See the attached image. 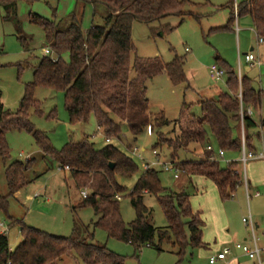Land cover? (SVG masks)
Listing matches in <instances>:
<instances>
[{"label": "trees", "instance_id": "16d2710c", "mask_svg": "<svg viewBox=\"0 0 264 264\" xmlns=\"http://www.w3.org/2000/svg\"><path fill=\"white\" fill-rule=\"evenodd\" d=\"M18 0H0L2 19L15 16ZM91 5L92 23L87 32L81 29V20L70 14V24L64 28L59 24L38 16L31 22L39 26L54 58L42 57L34 66L32 81L23 89L22 98L15 111L4 109L0 95V158L8 157L6 135L10 131H24L31 134L41 153L51 158L59 169L66 170L77 191L86 190L81 207H89L96 217L90 225L107 235L132 246L134 252L143 247H157L164 238L176 248V255L182 258L186 248H203L201 241L205 224L201 214L191 209L188 196L183 192H168L161 187L157 170L143 171L133 188L127 194L135 212V219L125 225L122 221L119 203L126 189L118 183V178L130 179L138 172L134 161L110 144L118 139L122 125L132 137H137L146 129L156 134L153 148L166 146L172 160L181 154H189V147L196 145L204 150V158L196 162L179 161V170L188 178L209 181L216 188L221 200H226L241 185L236 172V164L220 166V162L210 160L215 150L225 154L241 151L240 132L243 129L244 148L254 152V141L264 133V120L257 124L247 110L257 111L264 100V91H256L251 80L238 77L225 63H221L226 77L228 93H219L215 98L200 101L201 116L190 113L191 106H182L181 118L177 120L174 137L166 138L161 129L168 125L162 112L151 115L146 97V82L160 75H166L173 86L186 83L184 59L176 58L164 63L159 57L138 58L131 39L133 23L144 25L160 23L174 17L183 21L193 14L186 10L194 7L189 0H75ZM103 8L102 23L94 24L97 8ZM224 8L229 10L225 29L234 23L233 0H228ZM237 19L249 17L255 34L263 40L264 47V0H246L236 5ZM164 28V27H163ZM169 30V28L167 27ZM21 41L24 39L20 38ZM67 54L68 61L61 56ZM134 59L131 63V56ZM219 61V58L216 59ZM133 71L134 77H130ZM38 88L61 92L64 108L71 126L86 124L94 119L103 131L106 143L101 148L84 139L77 143H67L56 151L46 136L33 129L28 114L40 116V103L33 96ZM240 94L241 99L238 98ZM210 147L211 150H206ZM113 165V168L109 167ZM32 162H15L5 170L8 194L0 196V211L7 207V200L27 185L25 173ZM145 195L154 196L167 221L163 229L151 225L147 218L148 209L143 200ZM120 197L117 200L116 197ZM11 223H18L9 218ZM19 224L21 242L11 250L7 237L0 234V264H58L62 258L71 256L76 264H123V260L105 246L94 242L90 226L78 229L73 226L67 238L49 235L43 231Z\"/></svg>", "mask_w": 264, "mask_h": 264}, {"label": "rangeland", "instance_id": "374dc122", "mask_svg": "<svg viewBox=\"0 0 264 264\" xmlns=\"http://www.w3.org/2000/svg\"><path fill=\"white\" fill-rule=\"evenodd\" d=\"M244 1L246 0H233V10L234 5ZM189 2L195 6L186 10L193 15L187 16L183 21L170 17L150 25L135 22L131 29V39L138 58L159 57L164 63H170L176 58L185 61L186 83L173 86L166 75H160L145 84L150 114L153 116L162 112L168 122V125L161 129L166 138L174 137V123L181 118L183 105L191 106L190 113L198 118L201 116L197 105L200 101L212 99L218 93L229 92L225 76L210 78L211 70L220 69L221 63H225L238 76L240 56L241 77L251 80L256 91H264V51L258 47L249 17L236 19L233 15L234 23L229 30L225 27L230 13L224 8L228 0ZM71 13L81 20V29L87 32L92 23L93 8L75 0H18L15 16L8 19H2L4 13L0 10V95L4 109L9 111L17 109L24 86L32 81V71L38 61L42 57L54 58L42 29L33 24L30 18L38 16L64 28L70 24ZM103 13V8L96 9L94 24L102 23ZM251 48L256 56L260 57L262 65L259 68L250 67L244 62L243 55L248 54ZM61 58L65 62L68 61L67 54H63ZM133 59L134 54L131 56V63ZM130 77H134L133 71H130ZM33 98L40 103L41 115L30 112L28 121L35 131L48 138L56 151L61 150L67 143H77L84 139L93 143L95 148L106 145L103 131L97 128L93 118L86 124L75 126L69 124L61 92L38 88ZM252 115L257 124L264 120V100L260 109L252 111ZM175 133L177 134V131ZM261 133L260 136L264 138V133ZM156 139V134L149 128L134 138L128 133L125 125H122L118 139L110 141L111 145L128 155L138 167L137 174L130 179L118 178V183L126 189L119 203L120 215L125 225L135 219V212L126 196L139 175L149 170L144 169V166L158 160L164 164L172 163L179 169V161L196 162L204 158V150L191 145L189 154H181L178 159L172 160L166 146L153 148ZM260 143V140L254 141L255 146H259ZM6 145L8 157L0 158L1 197L8 194L5 183L6 168L15 162L22 164L32 162V167L25 173L27 185L13 197L8 198L6 209L0 211V232L3 229L8 230L5 236L11 250L21 242L18 223L52 236L67 238L71 235L74 225L81 230L82 225L90 226L96 220L89 207H81L83 198L80 193L86 190L81 192L76 190L69 173L59 169L55 161L41 153L31 134L10 131L6 135ZM154 150L158 157L153 155ZM224 157L233 162L240 158L238 154H225ZM220 166L225 168L223 162H220ZM238 168L243 184L241 164ZM152 169L159 172L162 188L168 192L185 193L193 212L201 214V220L205 224L201 238L204 247L195 249L188 247L180 259L176 255V248L171 245L173 238L169 234L170 240L164 238L159 246L160 251L155 247L156 238L154 247L145 246L134 252L129 244L108 238L105 232L93 230L90 226L89 231L94 233V242L119 256L123 264H209V258L216 256L224 248L230 249V253L225 260L215 264H256L241 251L236 250L235 245L242 244L248 234L242 219L248 217L250 211L253 222L263 224L264 184L251 190V196L257 191L261 198L251 199L248 204L244 186L239 187L229 199L221 200L216 188L207 180L199 178L189 184L183 173H178L177 179L174 178L173 171H164L161 166ZM246 173L250 182L253 177L258 179L261 177L260 168L257 171L252 163L246 166ZM143 203L149 211L147 218L151 225L160 229L165 228L167 221L157 199L145 195ZM9 218L18 223H11ZM74 259L66 256L58 264H76Z\"/></svg>", "mask_w": 264, "mask_h": 264}, {"label": "built area", "instance_id": "2783aa9c", "mask_svg": "<svg viewBox=\"0 0 264 264\" xmlns=\"http://www.w3.org/2000/svg\"><path fill=\"white\" fill-rule=\"evenodd\" d=\"M234 16L237 19V13H236V5H234ZM237 31V29H236ZM257 37V36H256ZM257 44L258 47L263 45V40L261 38L257 37ZM47 50H44V54H46ZM244 62L249 65L250 67H257L259 68L262 65V62L260 60L259 56H256V54L251 51L248 54H245L244 56ZM224 72L221 69L213 68L210 72V78L211 79H217L224 77ZM238 80H240V56L238 58ZM238 98L241 99L240 94H238ZM248 115L251 116V110H247ZM240 138H241V151H240V158L237 161L242 166V176L244 178L243 183L246 186V165L248 162L251 161H264V149H262L260 152H248L244 148V134L243 129L241 128L240 132ZM106 143H108V140H105ZM206 150H211L210 147H207ZM153 155L158 157V153L154 150ZM211 161L214 162H223L225 165H229L231 163H235L233 161H230L228 159L224 158V152L218 150L216 154L210 157ZM156 166H161L164 171H173L174 178H178V173H183L178 168H176L172 163H160L158 160L156 162H153L152 164H149L148 166H144V169H151L155 168ZM239 176L241 174L236 171ZM246 189V188H245ZM82 198H86L87 192L82 191L81 193ZM247 198L249 197L246 193ZM256 196H259L258 193H256ZM117 200H120V197H116ZM242 223L244 227L248 230L249 234V243H242V244H236L235 249L241 251L248 259L254 261L256 264H264V231L261 236L257 234L256 230V224L253 222L250 215L248 217L242 219ZM263 227H264V221H263ZM8 230H2L1 234L6 235ZM263 239V244H261V240ZM230 253V249L224 248L221 252L217 253L216 256L209 258V264H215L217 261H223L225 260L226 256Z\"/></svg>", "mask_w": 264, "mask_h": 264}, {"label": "crops", "instance_id": "0c3cea01", "mask_svg": "<svg viewBox=\"0 0 264 264\" xmlns=\"http://www.w3.org/2000/svg\"><path fill=\"white\" fill-rule=\"evenodd\" d=\"M259 47H261L262 49H263V51H264V47H263V45H261V46H259ZM252 49V48H251ZM250 49V50H251ZM252 51H253V49H252ZM245 55V54H244ZM243 55V56H244ZM240 63H241V61H240ZM241 72V71H240ZM219 94V93H218ZM218 94H215V96H217ZM215 98V97H214ZM253 115H252V111H251V117H252ZM262 131H260V135L262 136V133H261ZM260 136V139H258V140H260L261 141V143H260V145L259 146H255L254 145V143H253V146H254V149H255V152H260L262 149H264V138L263 137H261ZM230 154H238L239 156H240V152L239 153H230ZM224 156H225V153H224ZM225 158V157H224ZM226 159V158H225ZM228 159V158H227ZM230 160V159H229ZM230 161H232V160H230ZM235 162V164H236V171L239 169L238 168V165H239V163L237 162V161H234ZM249 163H252V165L253 166H255V168L257 169V171H258V169L260 168V173H261V177H260V179H258V178H255V177H253V179H252V181L250 182L249 180H247V173H246V179H245V181H246V186L244 185V183L242 184L241 183V185L239 186V187H241V186H244V189H245V198H246V201H247V203L249 204V201L251 200V199H260L261 198V196H260V194H259V192H255V193H253L252 194V196H251V190H253V189H256L259 185H262V184H264V161H251V162H248L247 163V165L249 164ZM246 165V166H247ZM178 178H179V176H178ZM177 178V179H178ZM195 179H199V178H195ZM195 179H193V180H195ZM201 179V178H200ZM193 180H191V183H189V184H192V181ZM260 182H263V183H260ZM238 187V188H239ZM237 188V189H238ZM236 189V190H237ZM246 193L248 194V198H247V196H246ZM256 193H258L259 194V196H256ZM249 215L251 216V218H252V220H253V216H252V213H251V211H250V213H249ZM255 224H256V230H257V234L259 235V236H261L262 235V233H263V231H264V227H263V224L261 225L259 222H254ZM0 234H1V232H0ZM243 243H249V234H246V236H245V238H244V242ZM261 244H263V239L261 240ZM217 262H219V261H217Z\"/></svg>", "mask_w": 264, "mask_h": 264}, {"label": "water", "instance_id": "95a60500", "mask_svg": "<svg viewBox=\"0 0 264 264\" xmlns=\"http://www.w3.org/2000/svg\"><path fill=\"white\" fill-rule=\"evenodd\" d=\"M252 51V49L250 50V52ZM217 97H215V99H216ZM109 167L110 168H113V165H111V164H109Z\"/></svg>", "mask_w": 264, "mask_h": 264}]
</instances>
